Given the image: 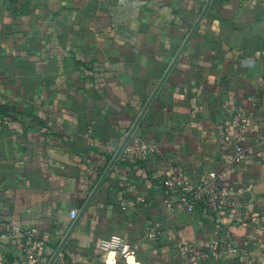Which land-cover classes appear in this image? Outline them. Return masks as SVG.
Returning <instances> with one entry per match:
<instances>
[{
    "label": "crops",
    "instance_id": "1",
    "mask_svg": "<svg viewBox=\"0 0 264 264\" xmlns=\"http://www.w3.org/2000/svg\"><path fill=\"white\" fill-rule=\"evenodd\" d=\"M207 2L0 0V264H29L28 230L49 264L73 210L53 264H188L183 243L213 241L205 264H264V148L231 164L218 135L240 109L249 143L264 135V0H212L200 20ZM134 126L158 154L116 157ZM181 172L240 207L167 208ZM112 236L142 245L103 257Z\"/></svg>",
    "mask_w": 264,
    "mask_h": 264
},
{
    "label": "built area",
    "instance_id": "2",
    "mask_svg": "<svg viewBox=\"0 0 264 264\" xmlns=\"http://www.w3.org/2000/svg\"><path fill=\"white\" fill-rule=\"evenodd\" d=\"M250 127V116L247 109H240L232 113L228 120L218 129L219 147L224 155H232L229 163L239 164L254 156L258 147L264 148V135L257 139L255 144H250L248 132ZM127 157L137 160H146L152 155L158 154L155 144L141 139H133L128 142L122 151ZM227 171L225 169L212 171L208 174V180L224 179ZM166 192L165 204L167 208L177 206L189 213L198 210L207 212L222 213L230 208L240 207V204L230 202L221 190L213 191L208 182L202 181L198 184L192 183L184 173L165 178L162 181ZM130 191L135 190V186H129ZM72 221L80 218L78 210L70 213ZM35 230H28L26 233L25 252L29 264H40V259L35 248ZM163 237V230L160 224H155L147 229L145 239L159 241ZM142 242L131 244L120 236H112L101 240L98 251L103 257L110 254H118L128 260L134 257ZM237 248L228 245L227 253L236 254ZM183 253L188 264H205L211 257L220 254L219 244L216 241L209 242L205 246L193 243H183Z\"/></svg>",
    "mask_w": 264,
    "mask_h": 264
},
{
    "label": "water",
    "instance_id": "3",
    "mask_svg": "<svg viewBox=\"0 0 264 264\" xmlns=\"http://www.w3.org/2000/svg\"><path fill=\"white\" fill-rule=\"evenodd\" d=\"M211 1H212V0H208L207 5H206V7H205V10H204L202 16L200 17V20L202 19V17L204 16V14L206 13V11L208 10V8H209V6H210V4H211ZM187 41H188V40H187ZM185 45H186V43L184 44V46H185ZM184 46H183V47H184ZM140 119H141V118H140ZM135 128H136V126H134V128H132V130H131L130 133L128 134L126 140L124 141V143L122 144V146H121L120 149L118 150L116 157H118V156L121 154V152L123 151L124 146L127 144V142L129 141V139H130L134 134H135V135H140V134H137V132H135V131H136ZM78 221H79V219H77V220L74 222L72 228H71L70 231L67 233V235H66V237L64 238V240H63L61 246L58 248V250H57L55 256H54L53 259L49 262V264H53V263H54L55 259H56V258L58 257V255L60 254V252H61V250H62V247H63L64 243H65L66 240L69 238L71 232L73 231V229H74V227L76 226V224H77Z\"/></svg>",
    "mask_w": 264,
    "mask_h": 264
}]
</instances>
